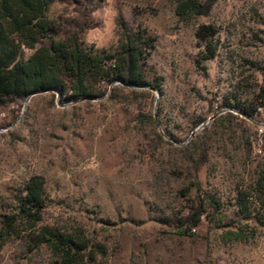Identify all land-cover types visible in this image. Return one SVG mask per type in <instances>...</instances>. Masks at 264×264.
Returning a JSON list of instances; mask_svg holds the SVG:
<instances>
[{"label": "rangeland", "instance_id": "1", "mask_svg": "<svg viewBox=\"0 0 264 264\" xmlns=\"http://www.w3.org/2000/svg\"><path fill=\"white\" fill-rule=\"evenodd\" d=\"M92 1L84 43L117 48L122 21L146 29L156 39L149 72L162 93L121 91L81 103L42 93L1 106L0 227L22 185L42 176L45 222L83 227L105 246L103 264H264V224L244 220L236 199L264 162L246 139L258 128L226 107L237 87L256 93L263 83L264 0H218L207 15L186 20L172 0ZM75 10L58 1L51 12L70 19ZM207 25L216 30L217 54L203 62L196 33ZM155 115L162 124L154 128L146 117ZM202 154L198 179L221 208L182 234L176 218L192 204L195 190L186 189ZM52 263L46 248L0 239V264Z\"/></svg>", "mask_w": 264, "mask_h": 264}, {"label": "trees", "instance_id": "2", "mask_svg": "<svg viewBox=\"0 0 264 264\" xmlns=\"http://www.w3.org/2000/svg\"><path fill=\"white\" fill-rule=\"evenodd\" d=\"M62 1L73 5L75 16L56 17L52 8ZM176 13L186 20L207 15L218 0H172ZM92 0H0V107L10 102H23L36 94L60 95L66 103L91 102L102 98L114 99L121 91L141 92L155 90L162 93L158 77L151 76L148 60L156 39L146 29L133 30L123 23L120 42L115 49H99L82 40L87 27L89 5ZM214 26H201L197 39L205 44L200 61L216 57L217 45L210 41ZM263 83L256 93H247L242 87L232 93L226 107L234 109L245 119L258 125L260 112L264 113ZM247 97H243L246 96ZM157 126L155 116L146 117ZM244 119V120H245ZM145 123V121H143ZM159 125L162 121L158 120ZM155 128V127H154ZM257 133V132H256ZM192 135V134H191ZM157 136L171 145L161 134ZM169 138L171 134H166ZM250 133L247 143L253 146ZM264 156V136L262 139ZM195 142V141H194ZM204 154L194 162L193 178L187 192L195 190L187 213L176 218L182 234H192L203 217L218 215L221 204L201 187L198 169L205 162ZM237 206L244 220L264 224V162L249 186L237 189ZM48 210L46 181L42 176L28 179L14 198L13 211L4 215L0 239H22L30 250L46 248L53 257L52 264H103L107 257L105 246L89 236L81 226H58L45 222Z\"/></svg>", "mask_w": 264, "mask_h": 264}, {"label": "built area", "instance_id": "3", "mask_svg": "<svg viewBox=\"0 0 264 264\" xmlns=\"http://www.w3.org/2000/svg\"><path fill=\"white\" fill-rule=\"evenodd\" d=\"M263 136H264V124H260L259 127H258V130H257V133L256 135H253L251 137V141L256 144L257 146V152L259 154H262V149H261V145H262V139H263Z\"/></svg>", "mask_w": 264, "mask_h": 264}, {"label": "water", "instance_id": "4", "mask_svg": "<svg viewBox=\"0 0 264 264\" xmlns=\"http://www.w3.org/2000/svg\"><path fill=\"white\" fill-rule=\"evenodd\" d=\"M155 121H156V125H157V127H159V123H158V119H157V116L155 115ZM195 135V131L192 133V136H194Z\"/></svg>", "mask_w": 264, "mask_h": 264}]
</instances>
